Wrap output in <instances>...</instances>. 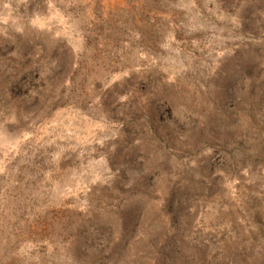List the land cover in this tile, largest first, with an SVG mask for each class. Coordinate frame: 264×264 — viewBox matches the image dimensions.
Wrapping results in <instances>:
<instances>
[{
  "label": "rangeland",
  "instance_id": "1",
  "mask_svg": "<svg viewBox=\"0 0 264 264\" xmlns=\"http://www.w3.org/2000/svg\"><path fill=\"white\" fill-rule=\"evenodd\" d=\"M263 56L264 0H0V264H166L173 191L264 264Z\"/></svg>",
  "mask_w": 264,
  "mask_h": 264
},
{
  "label": "trees",
  "instance_id": "2",
  "mask_svg": "<svg viewBox=\"0 0 264 264\" xmlns=\"http://www.w3.org/2000/svg\"><path fill=\"white\" fill-rule=\"evenodd\" d=\"M29 75L32 74L25 71H21L18 74L19 77H16L15 82L12 83L11 87H9L12 93L19 92L17 89H21V87H23V84L27 81ZM233 90H234L233 88L229 89L230 92H232ZM263 90L264 89H262V91ZM27 91H29V88H27ZM39 94H42V92L40 91ZM38 98L39 96L37 94L35 100H37ZM235 100H238V102L236 103ZM227 102L233 105L231 115H233L234 119L236 118V114L241 113L240 112L241 108L244 111V113H246V116L253 118V107L249 103V100L245 101L244 96L237 97L234 92L230 93V96L227 97ZM221 115L223 116L224 114L221 113ZM167 117H168V113H166L165 118ZM169 117L173 123H178L177 119H174V117H172V113L170 112H169ZM154 134H156V132H154ZM227 159H228L227 157H219L218 161L216 160L217 163L213 162L212 164H210V171L208 176L212 174L211 172H213L215 164L216 165L219 163L224 164L228 161ZM183 192L185 191H182L180 193L176 192L175 195L173 191L170 194L171 198H169V200L165 203V209L167 210V214L169 218L168 222H171V225L174 226V233L171 234L172 237H170L169 239L170 249H165L166 255L164 256V260L166 264H192V262L195 259L198 260L199 256H203L211 246H213L216 249V251L219 250V247L216 244L212 243L214 242V240L210 238V235H209L210 239L202 238L201 240H198L197 237L193 238L190 231V227L192 226L193 223V218L190 217V215L192 214L190 211L193 209L191 208L193 202L187 204L186 199H184V195H179ZM194 210L195 209H193V211ZM138 225H140V221L139 223L136 224V226ZM254 238L255 236H253L250 239V241L252 242L251 246L252 245L254 246L256 242V239ZM243 252L244 250L241 251V253ZM211 263L215 264V262H211Z\"/></svg>",
  "mask_w": 264,
  "mask_h": 264
}]
</instances>
